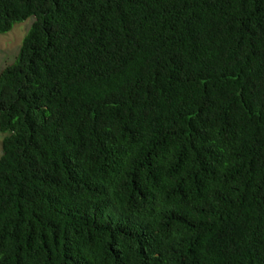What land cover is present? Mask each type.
I'll return each instance as SVG.
<instances>
[{"label": "trees", "instance_id": "1", "mask_svg": "<svg viewBox=\"0 0 264 264\" xmlns=\"http://www.w3.org/2000/svg\"><path fill=\"white\" fill-rule=\"evenodd\" d=\"M0 264H264V0H0Z\"/></svg>", "mask_w": 264, "mask_h": 264}, {"label": "rangeland", "instance_id": "2", "mask_svg": "<svg viewBox=\"0 0 264 264\" xmlns=\"http://www.w3.org/2000/svg\"><path fill=\"white\" fill-rule=\"evenodd\" d=\"M31 23L28 19L22 23L16 24L6 33H0V70L7 64L14 61L18 54L23 38L27 34ZM3 135L0 133V156H1V141Z\"/></svg>", "mask_w": 264, "mask_h": 264}]
</instances>
